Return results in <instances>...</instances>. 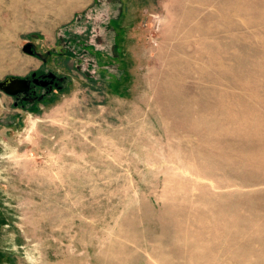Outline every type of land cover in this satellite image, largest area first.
Listing matches in <instances>:
<instances>
[{"label":"rangeland","instance_id":"1","mask_svg":"<svg viewBox=\"0 0 264 264\" xmlns=\"http://www.w3.org/2000/svg\"><path fill=\"white\" fill-rule=\"evenodd\" d=\"M32 73L0 264H264V0H0V81Z\"/></svg>","mask_w":264,"mask_h":264},{"label":"water","instance_id":"2","mask_svg":"<svg viewBox=\"0 0 264 264\" xmlns=\"http://www.w3.org/2000/svg\"><path fill=\"white\" fill-rule=\"evenodd\" d=\"M22 50L30 55L34 54V51L32 49V44L29 42L22 47ZM32 75H34V73H32ZM50 76L54 77V74L50 73ZM35 83L41 86H46L48 82L45 80H40L38 82L35 81ZM29 89H30V84L28 77L8 76L0 81V91L11 96L20 93L26 94L29 91Z\"/></svg>","mask_w":264,"mask_h":264},{"label":"flooded vegetation","instance_id":"3","mask_svg":"<svg viewBox=\"0 0 264 264\" xmlns=\"http://www.w3.org/2000/svg\"><path fill=\"white\" fill-rule=\"evenodd\" d=\"M31 44H32V49H33V51H34V54H32V55H35V56L38 57V58L42 57V54L39 53V52L36 50L35 45H34L33 43H31ZM28 80H29V84H30V86H31V84L38 85L37 83H35V81L38 82V81H40V80H45V81H47L48 83H47L46 86H49V85H51L52 83H55L56 78H55V76H54V77L50 76V74H48V75H43V76H42V75H38L37 73H36V74L34 73V75L31 74V75L29 76ZM21 94H22V93H21Z\"/></svg>","mask_w":264,"mask_h":264},{"label":"crops","instance_id":"4","mask_svg":"<svg viewBox=\"0 0 264 264\" xmlns=\"http://www.w3.org/2000/svg\"><path fill=\"white\" fill-rule=\"evenodd\" d=\"M50 55H52L51 52H49V56H50ZM31 56H32V55H31ZM33 56H35V55H33ZM36 69H38V70H35V71H39V69H40V64L36 66Z\"/></svg>","mask_w":264,"mask_h":264}]
</instances>
